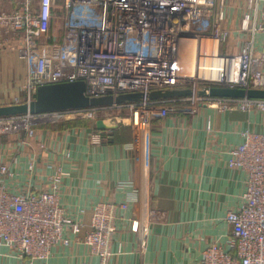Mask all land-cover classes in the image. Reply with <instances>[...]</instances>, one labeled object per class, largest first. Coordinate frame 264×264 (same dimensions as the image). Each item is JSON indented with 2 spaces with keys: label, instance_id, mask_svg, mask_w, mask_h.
<instances>
[{
  "label": "built area",
  "instance_id": "2783aa9c",
  "mask_svg": "<svg viewBox=\"0 0 264 264\" xmlns=\"http://www.w3.org/2000/svg\"><path fill=\"white\" fill-rule=\"evenodd\" d=\"M9 1L14 7L0 11V45L9 35L21 36V43L11 47L25 64L21 102L32 100L41 85L73 81L84 83L88 97L142 94L138 100L122 104L0 118L23 122L30 137L35 121L61 122L67 114L93 122L115 119L120 125L121 117L105 111L123 107L127 125L142 137L147 156L150 120L168 113L194 114L197 107L184 106L186 102L201 101L198 106L220 111H264L260 98L197 95L201 83L203 87L264 89V0H246L247 12L237 29L241 44L234 53L220 50L232 32L222 25L225 0ZM56 5L62 9V42L47 43ZM191 41H195L197 67L200 61L210 60L208 70L217 71L219 79L198 77L197 69L192 74L182 71V52ZM187 88L191 90L187 96L148 97L152 91ZM173 104L182 105L180 111ZM228 152V166L246 174L242 204L226 213L231 226L227 248L209 244L198 264H264V132L246 130L243 141ZM0 175H10L5 164H0ZM58 184L59 175H55L47 189L11 192L0 182V249L12 251L17 264H36L49 257L53 245L70 243L64 233L68 227L73 238L98 257V264H107L115 231V204H96L89 230L79 238L82 225L65 216L58 201Z\"/></svg>",
  "mask_w": 264,
  "mask_h": 264
},
{
  "label": "crops",
  "instance_id": "0c3cea01",
  "mask_svg": "<svg viewBox=\"0 0 264 264\" xmlns=\"http://www.w3.org/2000/svg\"><path fill=\"white\" fill-rule=\"evenodd\" d=\"M13 7L0 0V11ZM61 15L54 6L48 41L63 32ZM20 43L21 36L9 35L0 45V105L23 91L25 64L11 50ZM70 122L39 127L19 153L14 144H0V164L10 173L0 182L11 192L39 191L59 175L58 201L69 220L81 223L79 238L89 230L92 208L114 203L107 264H198L209 244L227 248L225 216L241 206L246 178L228 166V151L246 130L264 132V115L205 105L188 116L169 114L150 122L147 156L130 125L98 131L94 122ZM64 233L70 243L53 245L36 264H98L68 227ZM17 263L12 251L0 249V264Z\"/></svg>",
  "mask_w": 264,
  "mask_h": 264
},
{
  "label": "water",
  "instance_id": "95a60500",
  "mask_svg": "<svg viewBox=\"0 0 264 264\" xmlns=\"http://www.w3.org/2000/svg\"><path fill=\"white\" fill-rule=\"evenodd\" d=\"M84 83L82 81L60 82L41 85L37 87L34 98L29 102L18 104L0 105V118L20 114H38L43 112L74 110L86 107L104 106L111 104H122L138 100L142 97L139 92L120 94L115 97L105 95L101 97H88L84 94ZM191 94L190 89H172L152 91L148 94L151 99L173 98ZM198 94L210 98H262L264 89H244L230 86L203 87ZM99 130H111L118 125L105 119H97L94 122Z\"/></svg>",
  "mask_w": 264,
  "mask_h": 264
},
{
  "label": "rangeland",
  "instance_id": "374dc122",
  "mask_svg": "<svg viewBox=\"0 0 264 264\" xmlns=\"http://www.w3.org/2000/svg\"><path fill=\"white\" fill-rule=\"evenodd\" d=\"M261 5H262L261 2H260V4L258 3V8H261ZM245 12H247L246 0H225L224 19H223L222 25L229 28L230 30H232V32H231L230 36L226 39V41L221 45V48H220L221 52H223V53L224 52H234L239 48V46L241 44V40L239 39V37L237 35V29L239 27V24H240ZM62 35H63V32L61 33V35L57 39L52 38L51 40L47 41V43H61L62 42ZM20 83H22V80L20 81ZM203 85L204 84H202V83L197 84L198 91L203 88ZM212 86H216V85H206L205 87H212ZM22 93H23V91H22ZM22 93H20L19 95H14L12 97V99H8L7 101H5L4 105L21 103ZM197 95L201 96L199 94H197ZM199 103H201V101H196V103L186 102L185 103L186 105H184V106H187V107L196 106V107H198ZM173 106H176V108H174V110L177 109L180 111V107L182 105L173 104ZM252 112H254L258 115H259V113L261 115H264V111L252 110ZM105 113H107V115L115 114V116L121 117L120 120L122 121V123L124 125H127L129 123V121L127 120L126 111L123 107L107 108ZM169 114H177V113H168L165 115V117H167ZM178 114L183 115L184 113L179 112ZM184 115L188 116L190 114H184ZM63 119L64 120H62V121L93 122L91 119L83 118V117L78 116V115L73 117L72 115L67 114ZM155 119H159V118L154 117V119H151L150 121H152V120L154 121ZM111 121L115 122L117 120L113 119ZM32 122H34V121H32ZM35 122L32 123V124H34V125H32V128L34 130L33 136L35 135V132H36V130H38L39 127L44 126V125L46 126V125L50 124V123H43V124L39 123L38 124ZM16 123H18V124H16ZM21 123L23 124V122H21ZM22 124H20L17 121V119H12V121H11V119H4V120L0 119V144H14V146L17 147V149H16L17 152L19 153L20 148H22V145L25 144V140L27 138L33 137V136L30 137L27 135L28 131H25V129L22 128Z\"/></svg>",
  "mask_w": 264,
  "mask_h": 264
},
{
  "label": "bare ground",
  "instance_id": "6f19581e",
  "mask_svg": "<svg viewBox=\"0 0 264 264\" xmlns=\"http://www.w3.org/2000/svg\"><path fill=\"white\" fill-rule=\"evenodd\" d=\"M195 49H196L195 41H191V42H189V44L186 46V48L182 52V54H183V56L181 58V60H182V65H181L182 71L187 73V74H192L197 69L198 77H205V78L207 77L208 78V77H215L216 76L215 78L219 79L220 74L216 73L217 71L209 72V70H208V61H210V60L200 61V63H199L200 65L197 67L198 62H196V61H198V59L196 56V50ZM214 49H215V46H214ZM217 61L218 60L215 59V62H217ZM203 62H205V64H203ZM260 99H262V98H260Z\"/></svg>",
  "mask_w": 264,
  "mask_h": 264
},
{
  "label": "trees",
  "instance_id": "16d2710c",
  "mask_svg": "<svg viewBox=\"0 0 264 264\" xmlns=\"http://www.w3.org/2000/svg\"><path fill=\"white\" fill-rule=\"evenodd\" d=\"M70 123H78V122H74V121H73V122H70ZM120 126H121V124H120Z\"/></svg>",
  "mask_w": 264,
  "mask_h": 264
}]
</instances>
